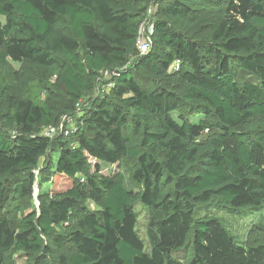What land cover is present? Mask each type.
Listing matches in <instances>:
<instances>
[{
  "label": "trees",
  "instance_id": "1",
  "mask_svg": "<svg viewBox=\"0 0 264 264\" xmlns=\"http://www.w3.org/2000/svg\"><path fill=\"white\" fill-rule=\"evenodd\" d=\"M213 207L264 208V0H0V264H264Z\"/></svg>",
  "mask_w": 264,
  "mask_h": 264
},
{
  "label": "rangeland",
  "instance_id": "2",
  "mask_svg": "<svg viewBox=\"0 0 264 264\" xmlns=\"http://www.w3.org/2000/svg\"><path fill=\"white\" fill-rule=\"evenodd\" d=\"M16 68L19 67L17 63H13ZM109 80L106 76L105 81ZM106 84V83H105ZM105 87V86H104ZM177 116V114H176ZM76 115L71 119L63 120V128L65 127H74L76 125ZM194 122H199L198 119H194ZM43 160L41 161V164ZM94 166L97 164L101 167V172L105 175H114L119 171H125L126 163H117V164H107L101 163L99 161L92 160ZM39 171L37 170V173ZM69 180L63 176L55 175L53 180L43 186L44 190L52 189L53 191H58L66 188L68 186ZM40 191L39 182L35 184V203L38 206V194ZM87 205L90 208H97L96 204L91 201H87ZM139 215V231L143 238L147 242V227L149 224V215L147 210L142 207L141 204L136 207ZM211 213L218 216L230 230V232L236 237L240 242L249 241L250 239L262 238L264 240V231L259 228L258 225L264 224V208L260 210H255L252 208H242L238 210H230L222 207H213L211 208ZM14 264H28L27 258L22 253H15L13 255Z\"/></svg>",
  "mask_w": 264,
  "mask_h": 264
},
{
  "label": "built area",
  "instance_id": "3",
  "mask_svg": "<svg viewBox=\"0 0 264 264\" xmlns=\"http://www.w3.org/2000/svg\"><path fill=\"white\" fill-rule=\"evenodd\" d=\"M152 12H153V9H152ZM153 30H154V24H152V22L150 20L143 23L142 26L140 27L138 35H137V39H136V46L138 49V53L140 55L147 53L151 49ZM105 76L109 77L110 76L109 72H106ZM81 103H79L77 105V112H79L78 116L80 115ZM74 116L72 115L69 117H65L64 119H66V118L71 119ZM62 123H63V121L61 122V124L58 127H48L46 129H44L43 134L47 135L49 137H53V136L57 135L58 133L65 132L68 135L70 133H73L77 129V125H75L72 128L71 127L63 128Z\"/></svg>",
  "mask_w": 264,
  "mask_h": 264
}]
</instances>
